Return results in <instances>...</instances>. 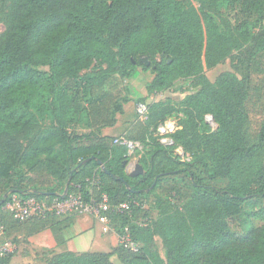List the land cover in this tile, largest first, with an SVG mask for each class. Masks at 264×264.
<instances>
[{
    "label": "trees",
    "instance_id": "trees-1",
    "mask_svg": "<svg viewBox=\"0 0 264 264\" xmlns=\"http://www.w3.org/2000/svg\"><path fill=\"white\" fill-rule=\"evenodd\" d=\"M1 3L0 186L9 193L0 199V214L5 231L9 220L11 233L31 225L33 234L69 219L49 215L19 222L4 210L12 194L48 202L66 199V190L85 202L107 194V215L119 246L109 253H59L47 264H114L113 257L118 264H264V225L240 232L230 225L245 203H264V122L254 133L245 111L252 94H264V70L256 59L264 51V0ZM236 51L237 65L247 70L243 78L225 72L211 82L205 68ZM142 56L153 62L148 92L158 97L149 106L148 135L142 141L128 139L140 143L138 163L144 168L143 175L130 177L128 146L115 145L114 137L102 131L116 125L130 102L117 97L114 74L128 77ZM94 68L96 73L83 74ZM252 71L259 78H252ZM180 78L191 80L188 89H180L184 97L167 96L176 93L173 86ZM207 116L214 118L215 129ZM173 117L178 120L168 135L173 145H164L158 129ZM80 123L90 132L72 134V125ZM179 148L184 156L176 153ZM197 170L228 184L215 188ZM176 178L189 187L181 208L158 192ZM174 191L179 193L176 186L169 193ZM148 198L157 218L150 221L144 214L146 224L133 225ZM125 203L129 208L119 210ZM254 215L264 221V209ZM126 231L137 251L123 243ZM13 256L0 250V264H10Z\"/></svg>",
    "mask_w": 264,
    "mask_h": 264
},
{
    "label": "rangeland",
    "instance_id": "rangeland-1",
    "mask_svg": "<svg viewBox=\"0 0 264 264\" xmlns=\"http://www.w3.org/2000/svg\"><path fill=\"white\" fill-rule=\"evenodd\" d=\"M2 9V3L0 0V12ZM228 16V14H226ZM255 22H257V18H254L250 22V26L252 27ZM264 25V20H263ZM5 31V25L2 22V19L0 18V35L3 34ZM238 52H234L229 58H227L225 61H223L221 64L217 65L216 67L209 69L205 68V75L211 82H215L216 79L225 72H232L237 75L239 79H242L243 76L247 73V70L242 65H237L238 63ZM256 59L260 61L262 64V69L264 70V51L261 52L256 56ZM156 61H160V57H156ZM149 63V65H147ZM145 67L148 69L145 70ZM153 68V62L149 60V58L142 56L139 58V63L135 67L133 71H131L128 75V77H122L121 74L115 73L114 76L117 80V83L119 84V87L117 89V97L122 101L125 98H128L130 100L129 103L124 104V110H126V113L124 115H118L120 119V123H122V128H118L117 131L115 129L110 130L111 133H115L116 136L114 137V144L117 139L126 138V139H132V140H144L143 137L145 135V126L147 124V120L143 121L139 118L137 114V106L139 103L144 102L148 105V107L151 105V101L157 99L158 95L152 94L150 95L148 92V86L150 83L154 80L155 74L152 71ZM96 68L93 70L84 72L85 73H96ZM252 78L256 79L259 78L260 75L252 71L251 73ZM191 80H185L183 78L177 79L173 86V91L176 93H171L167 96L180 99L183 98L184 95H181L180 89H188L190 87ZM183 94V93H182ZM162 95H160L161 97ZM144 100V101H140ZM245 111L249 116L250 125L253 129V132L256 133L259 130V127L264 122V94L262 95H256L252 94L250 98L247 100L245 104ZM173 119L174 122L178 121L177 118L173 117L169 120ZM210 123L213 125V128H216V125L214 122ZM72 134H86L89 133L90 130L85 126L84 123L75 124L72 125L71 130ZM148 135V133H146ZM165 137L161 138H169L166 137L167 135H164ZM178 150V149H177ZM139 149L134 151V154L132 156V159L130 163L133 165L138 162V153ZM137 153V154H136ZM198 175L203 178V181L215 188H224L228 184L227 180H209L204 175L200 174L199 170H197ZM36 176L33 175V178ZM48 184V183H47ZM173 186H176L179 190V193L173 192L172 194L169 193L171 188ZM51 187V186H49ZM159 194L164 196V198L168 199L172 203V207L181 208L186 201V199L189 196V187L187 181H182L180 178L176 179H168L165 187L158 191ZM8 191L6 187L0 186V199H4L8 195ZM144 207L143 211L140 214L141 217H136L132 220L133 225H141V223H144L143 215L149 214L150 221L154 220L158 216V211L156 210L155 203L151 198L144 199L143 201ZM244 211L242 215L239 217L231 218L230 219V225L234 232H240L241 230L249 231L252 228H259L264 225V221L261 219L253 216V214H258L262 209H264V203H258V205L254 206L251 203H245ZM249 214H252L250 216ZM93 217V216H92ZM94 218V217H93ZM13 222H7V230L3 235L0 236V250L3 252H9V250H14L15 245H23L24 250H28V247L25 245H29V243L25 242L24 240L18 243H15V239H12V233L10 232V227L12 226ZM27 224V223H26ZM17 225V224H16ZM22 225V224H18ZM106 227L110 228L111 230H115L116 228L111 224H108ZM127 231L125 234H122V239L127 240ZM121 240V239H120ZM157 245L159 247L160 253L163 257H165V251L163 249L162 241L159 237L156 238ZM29 252V251H28ZM39 252L36 254L35 257L31 255L33 261L37 260H43V256H47V254L50 251H44ZM87 252V251H85ZM112 262L114 264H118V259L116 257L112 258Z\"/></svg>",
    "mask_w": 264,
    "mask_h": 264
},
{
    "label": "crops",
    "instance_id": "crops-1",
    "mask_svg": "<svg viewBox=\"0 0 264 264\" xmlns=\"http://www.w3.org/2000/svg\"><path fill=\"white\" fill-rule=\"evenodd\" d=\"M119 127L122 128L123 126L118 117L116 125L103 129L102 133L104 136L115 137L116 132L111 133L110 130L115 129L117 131ZM132 163L130 164L133 165ZM31 232V225L22 226L12 232V239H15V243L24 240L25 242L28 241L29 245H25L28 250H24L23 245H15L14 250H9L14 254L10 264H47L48 258L52 255L64 252L109 253L121 243L115 230L106 227L89 214L72 216L53 228L33 234ZM42 251L43 254L44 251L50 252L47 256H43V260L33 261L31 255L35 257L37 253Z\"/></svg>",
    "mask_w": 264,
    "mask_h": 264
},
{
    "label": "built area",
    "instance_id": "built-area-1",
    "mask_svg": "<svg viewBox=\"0 0 264 264\" xmlns=\"http://www.w3.org/2000/svg\"><path fill=\"white\" fill-rule=\"evenodd\" d=\"M137 114L141 120H147L149 115L148 105L146 103L138 104ZM166 123L167 121L158 129V133L162 137H165L164 135H167L166 137H168L169 134L174 133L177 129V124L174 120L172 121L171 127H167ZM170 140L172 139L162 138L161 143L164 145H173V140L172 142ZM115 143L118 145L128 146L129 156H132L135 150L142 149L140 143L129 141L126 138L117 139ZM178 155L181 156L180 154ZM95 183H98V181ZM62 197H65L66 199L60 200V198H55L51 202H48L45 200H39L34 196L24 197L18 194H12L5 205L4 210L9 212L13 218L19 222H27L35 218H46L49 215L72 217L79 214H89L105 226L110 224V220L107 215V212L110 210L109 197L107 194H103L99 201L91 200L90 202H85L80 195H68V192H64ZM128 208L129 205L127 203L119 206V210H127ZM145 224V222L141 223L140 226H144ZM4 232L5 227L2 223L0 214V236L3 235ZM127 237V240L122 239L123 243H125L132 250L137 251L139 246L130 239L129 234Z\"/></svg>",
    "mask_w": 264,
    "mask_h": 264
},
{
    "label": "water",
    "instance_id": "water-1",
    "mask_svg": "<svg viewBox=\"0 0 264 264\" xmlns=\"http://www.w3.org/2000/svg\"><path fill=\"white\" fill-rule=\"evenodd\" d=\"M147 65H149V63H147ZM206 120L208 122L210 120L213 122L214 121V118L212 116H207ZM172 121H173V119L167 121V123H166L167 127H171ZM170 141L172 142V140H170ZM176 152H177V154H180L181 156H184V152H183V150L181 148H179ZM99 163L101 164L102 170L104 172L108 173L107 169L102 164V162L99 161ZM125 166H126V173L130 177H138V176L144 174V168L138 162H136L134 165H131L130 163L126 162L125 163ZM65 192H67V190Z\"/></svg>",
    "mask_w": 264,
    "mask_h": 264
},
{
    "label": "flooded vegetation",
    "instance_id": "flooded-vegetation-1",
    "mask_svg": "<svg viewBox=\"0 0 264 264\" xmlns=\"http://www.w3.org/2000/svg\"><path fill=\"white\" fill-rule=\"evenodd\" d=\"M210 122V121H209Z\"/></svg>",
    "mask_w": 264,
    "mask_h": 264
}]
</instances>
